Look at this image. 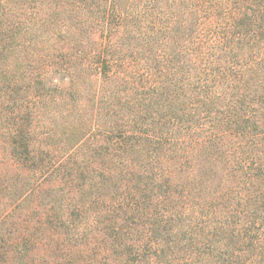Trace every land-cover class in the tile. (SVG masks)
<instances>
[{"label": "trees", "instance_id": "16d2710c", "mask_svg": "<svg viewBox=\"0 0 264 264\" xmlns=\"http://www.w3.org/2000/svg\"><path fill=\"white\" fill-rule=\"evenodd\" d=\"M0 138L59 264H264V0H0Z\"/></svg>", "mask_w": 264, "mask_h": 264}, {"label": "rangeland", "instance_id": "374dc122", "mask_svg": "<svg viewBox=\"0 0 264 264\" xmlns=\"http://www.w3.org/2000/svg\"><path fill=\"white\" fill-rule=\"evenodd\" d=\"M92 36V35H91ZM68 79V76H64ZM54 79L60 81V76L55 75ZM42 120L40 123H43ZM102 142V140H100ZM2 138H0V228L6 232V235L10 239H20L21 236L29 235L36 242V245L27 251L25 259L30 264H59L62 258L65 257V249H60L57 242L47 244V236L42 231L41 222L47 218V207L45 206V192L40 190L37 194L30 198L20 201V188L21 182L16 180L15 173L19 172L12 165L4 164L1 161L3 152ZM53 145H50L52 148ZM4 159L9 158V153ZM207 184H210L212 188H216V185L228 178L227 171L221 168L216 178L208 177ZM44 189V188H43ZM16 204H20L10 217L4 220V213L13 208ZM88 250V249H87ZM104 247L98 249V256H102ZM92 251V250H89ZM15 250L9 251V256L12 260L15 256ZM86 254V253H85ZM64 256V257H63ZM59 260V261H58ZM81 260H74L72 264H82ZM6 264H11L6 263Z\"/></svg>", "mask_w": 264, "mask_h": 264}]
</instances>
